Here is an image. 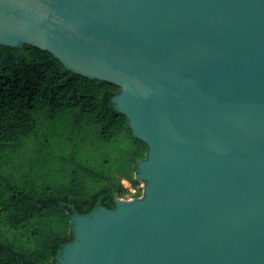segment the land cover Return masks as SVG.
Returning a JSON list of instances; mask_svg holds the SVG:
<instances>
[{
	"label": "water",
	"instance_id": "obj_1",
	"mask_svg": "<svg viewBox=\"0 0 264 264\" xmlns=\"http://www.w3.org/2000/svg\"><path fill=\"white\" fill-rule=\"evenodd\" d=\"M0 45L120 87L149 147L56 264H264V0H0Z\"/></svg>",
	"mask_w": 264,
	"mask_h": 264
},
{
	"label": "trees",
	"instance_id": "obj_2",
	"mask_svg": "<svg viewBox=\"0 0 264 264\" xmlns=\"http://www.w3.org/2000/svg\"><path fill=\"white\" fill-rule=\"evenodd\" d=\"M17 51L0 45V264H56L73 216L127 198L149 147L113 104L120 87Z\"/></svg>",
	"mask_w": 264,
	"mask_h": 264
},
{
	"label": "built area",
	"instance_id": "obj_3",
	"mask_svg": "<svg viewBox=\"0 0 264 264\" xmlns=\"http://www.w3.org/2000/svg\"><path fill=\"white\" fill-rule=\"evenodd\" d=\"M123 185L125 186V188H127L129 190V196L127 198H125L124 200L132 201L136 198L142 197V194H143V191L145 188V185L143 183L138 182V185L132 186L130 182L124 181Z\"/></svg>",
	"mask_w": 264,
	"mask_h": 264
},
{
	"label": "flooded vegetation",
	"instance_id": "obj_4",
	"mask_svg": "<svg viewBox=\"0 0 264 264\" xmlns=\"http://www.w3.org/2000/svg\"><path fill=\"white\" fill-rule=\"evenodd\" d=\"M22 53L21 49L19 51L15 52L16 58Z\"/></svg>",
	"mask_w": 264,
	"mask_h": 264
}]
</instances>
